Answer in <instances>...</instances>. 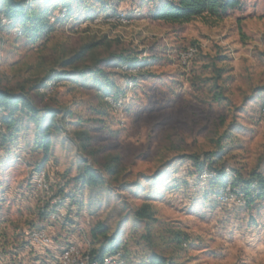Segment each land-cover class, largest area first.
<instances>
[{
  "label": "rangeland",
  "instance_id": "rangeland-1",
  "mask_svg": "<svg viewBox=\"0 0 264 264\" xmlns=\"http://www.w3.org/2000/svg\"><path fill=\"white\" fill-rule=\"evenodd\" d=\"M160 1L74 0L67 17L59 4L50 9L45 33L0 30V86L35 109L3 122L0 264H57L66 245L110 251L109 238L126 264H148L153 253L168 264H264V195L255 181L251 202L242 193L254 175L264 178V0L184 23L154 20ZM189 46L197 53L182 63ZM121 58L139 63L119 67ZM85 165L95 181L79 177ZM41 171L47 192L36 183ZM143 206L147 218L136 215ZM32 229L50 243L32 245Z\"/></svg>",
  "mask_w": 264,
  "mask_h": 264
},
{
  "label": "trees",
  "instance_id": "trees-1",
  "mask_svg": "<svg viewBox=\"0 0 264 264\" xmlns=\"http://www.w3.org/2000/svg\"><path fill=\"white\" fill-rule=\"evenodd\" d=\"M46 5L42 10H38L33 5V0H0V14H3L7 20L9 21V26L12 28H18L20 29V34H26L28 32L32 34H42L45 33L46 30L49 28L51 23L49 22V15H50V9L55 7V5L59 4L60 6L65 7V13L63 17H67L69 15L73 14L72 5L74 0H45ZM238 5L237 0H161L159 4H157L152 13V18L154 20H160L170 23H184L189 22L196 18H205L207 20L209 19H220L222 18L227 9H230L234 6ZM59 18L54 19V21H58ZM4 26L0 23V30ZM96 44L93 43L90 46H84L81 52H78L77 54L72 55L67 60H64L62 62V67L71 66L75 63L77 59H80L84 56L85 49L88 47H93ZM120 63L118 64L119 67H123L125 64L127 68L131 69V67H134V65L138 64L139 61L136 59H120ZM78 69V68H77ZM93 71H98L97 73H101V70L99 68H96ZM92 71V72H93ZM81 72V71H80ZM83 73V72H81ZM61 73H55L52 76H47L45 78L46 80H59L61 79ZM45 85L43 82H40V84L37 86V89L40 86ZM0 110L7 111L8 114L3 117V120H1L2 124L3 122L6 123L7 126H11L13 123L12 114L16 111H24L30 115H33L34 113V107L32 106L31 102L29 101L28 97L24 93L15 94L7 91L6 89L2 88L0 86ZM50 113V112H49ZM48 114V113H47ZM52 120H55V114L51 111ZM53 122L52 125L54 124ZM48 128L49 126L44 125L43 127H39V132L42 133L41 140L39 142V147L44 150V152H47L49 149V136H48ZM55 128L56 125H55ZM59 129V128H58ZM3 135V134H2ZM2 135H1V142L0 146L2 144ZM195 160L197 158L195 156H192ZM118 161V157L114 156L109 159V162L105 164V169L108 173H115L116 169V163ZM197 163V162H196ZM204 164L200 163L197 164L198 169L202 170ZM88 177L90 181H95L96 177L95 174L92 172L91 168L87 165L83 168V171L81 174H79V177ZM225 173L221 170H218L216 172V175L214 176L215 181H218L222 183L221 187L222 190L226 187V180H225ZM255 179L250 180L244 183V190H243V197L244 200L249 203L252 201L251 197H249L251 192V185L250 183L252 181H255L257 187H258V193L255 194L257 197H262L264 195V178L260 175H254ZM231 188H234V181L232 182L230 180L229 182ZM137 216L140 218H147L150 216V212L147 210L146 206L141 207L137 211ZM97 231L95 228L92 231V236L95 238V234ZM112 238H109L110 241V248H113L110 251H107L104 246H100L98 250H91L89 251L92 256L95 258H101L102 256L106 255L107 253H113L117 250H121L118 248V246L114 245V242L111 241ZM148 264H168L166 262L165 258L153 253L149 257Z\"/></svg>",
  "mask_w": 264,
  "mask_h": 264
},
{
  "label": "built area",
  "instance_id": "built-area-1",
  "mask_svg": "<svg viewBox=\"0 0 264 264\" xmlns=\"http://www.w3.org/2000/svg\"><path fill=\"white\" fill-rule=\"evenodd\" d=\"M0 23L2 26H5L6 24L9 23V21L3 14H0ZM196 53H197V48L194 46H189L183 49L181 52H179L180 61L182 63H186L190 61ZM47 89H48V84H45L38 88V90L41 93L46 92ZM262 110L264 113V106ZM2 132H3V124L0 120V142H1ZM37 176H38L36 180L37 186L47 192L48 184L44 180V172L41 171ZM231 193L232 192L228 188L227 192L224 193L223 196L224 197L231 196L232 195ZM27 237H28V241L32 245H36V246H47L51 241L48 234L42 229L30 230L27 234ZM57 264H126V260L121 250H117L116 252L113 253H107L101 258H95L90 254L89 251L83 250L77 245L68 244L60 252Z\"/></svg>",
  "mask_w": 264,
  "mask_h": 264
}]
</instances>
